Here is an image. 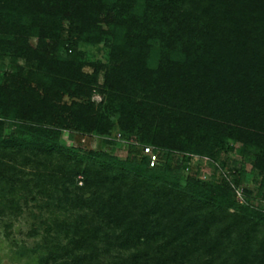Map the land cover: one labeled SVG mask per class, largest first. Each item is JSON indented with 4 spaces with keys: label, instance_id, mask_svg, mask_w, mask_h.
<instances>
[{
    "label": "trees",
    "instance_id": "16d2710c",
    "mask_svg": "<svg viewBox=\"0 0 264 264\" xmlns=\"http://www.w3.org/2000/svg\"><path fill=\"white\" fill-rule=\"evenodd\" d=\"M0 56L25 63L0 81V204L46 197L40 264H264V209L168 159L236 147L264 200V0H0ZM64 126L139 145L81 153Z\"/></svg>",
    "mask_w": 264,
    "mask_h": 264
},
{
    "label": "rangeland",
    "instance_id": "374dc122",
    "mask_svg": "<svg viewBox=\"0 0 264 264\" xmlns=\"http://www.w3.org/2000/svg\"><path fill=\"white\" fill-rule=\"evenodd\" d=\"M69 41H74L71 37L65 35ZM35 44V39L30 40ZM66 46V45H65ZM78 48L84 52V57L90 61L106 62L107 50L102 44L100 45H78ZM16 64L25 66L23 59H17ZM13 59L11 56H0V81L4 78L3 74L14 70ZM85 71H91V65L84 68ZM103 72L98 74L99 82H102ZM3 77V78H2ZM76 100L72 95H64L62 101L70 103ZM92 100L99 106L102 102V96L94 94ZM113 121L116 120L112 116ZM10 129L5 128L4 134H8ZM119 130L111 131L107 136H99L94 134L81 135L71 126L60 128L59 141L60 143L77 148L81 153H88L90 150L105 148V140H116V153L124 157L130 143L139 145L136 137L133 139H125L122 136L118 137ZM151 146L155 153L157 149ZM189 153V152H188ZM187 153V154H188ZM186 152H172L168 159L174 169L180 172L181 183L186 181L188 177H198L203 181L216 184H226L230 187L233 197L237 203H245L246 199L251 203L260 206L264 209V200L259 199L258 180L259 173L252 168L251 159L246 155H239L236 147L222 151L216 158H212L207 154L190 153L191 159L188 163H184ZM240 163L238 169L233 167L234 163ZM237 178L238 183H235ZM45 196L38 197V203L29 200L24 202L23 199L18 201V210L11 211L5 207L8 204H0L3 212L0 213V264H40L38 257L41 251L36 247L41 241L42 221L47 215L44 200Z\"/></svg>",
    "mask_w": 264,
    "mask_h": 264
},
{
    "label": "built area",
    "instance_id": "2783aa9c",
    "mask_svg": "<svg viewBox=\"0 0 264 264\" xmlns=\"http://www.w3.org/2000/svg\"><path fill=\"white\" fill-rule=\"evenodd\" d=\"M118 137H120V134H117ZM142 151L145 155H147V158L149 160V166H153L157 162V154L155 153L154 149L151 146H143Z\"/></svg>",
    "mask_w": 264,
    "mask_h": 264
}]
</instances>
